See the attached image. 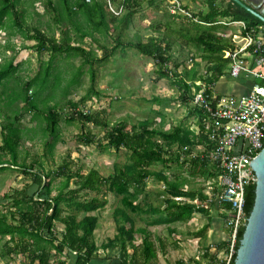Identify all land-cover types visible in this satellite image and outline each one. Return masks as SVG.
I'll list each match as a JSON object with an SVG mask.
<instances>
[{
	"label": "trees",
	"instance_id": "trees-1",
	"mask_svg": "<svg viewBox=\"0 0 264 264\" xmlns=\"http://www.w3.org/2000/svg\"><path fill=\"white\" fill-rule=\"evenodd\" d=\"M110 1L123 6V12L119 15L112 12L108 0H47L46 4L54 11V22L62 34L61 38H57L51 25L46 29H42L40 25H30L28 18L31 15L27 12L24 0H0V31H6L9 37L20 34L25 40L36 41L34 47L39 52L48 51L51 54L49 60L41 65L37 75L24 82L20 91L11 86L12 79L22 69V62L17 60L18 54L14 53L0 63V115H5V120L1 123L3 144H0V172L14 167L32 177V182L23 189L3 194V198L10 200L15 211L10 212V215L0 213V241L9 236L10 239L4 245L13 242V251L26 255L25 258L31 264H50L52 250L63 253L66 249L77 254L75 264H90L100 248L95 240L99 217L91 213L109 204L110 192L119 198V205L114 211L118 234L102 246L118 249L120 254L114 264H151L158 258L159 245L157 246L148 226L187 221L196 212H206L203 204L205 202L208 205L210 202H207L205 190L187 186L192 183L191 178L214 180L219 172L206 156V150L204 153H196L199 146L208 148L207 136L197 133L183 122L167 128L161 112L132 125L120 122L110 126L104 119L105 111L84 114L75 110L72 111L71 120H83L105 129L108 147L116 151L126 149L127 160L116 162L114 171L109 176H104L97 169H92L87 174L81 170L75 174L69 173L62 187L54 194L52 184L55 176L52 171L38 170L36 164H27L25 159L19 162L22 116L17 111L14 115L10 114L7 109L21 100L25 103L23 107L34 112V117L36 113L43 115L46 122L44 132L52 138L47 146L52 148L61 123V106L58 101L51 102L56 98L58 87H61L64 73L70 72L65 94L72 84L79 81L85 65L89 66L91 80L95 84L96 62L108 60L120 47L133 48L140 54L153 58L158 66L159 78L170 79L179 88L183 104L187 105L194 101L193 87L197 86V91L202 88L197 82L202 81L210 87L228 72L231 60L223 55L233 46V42L225 37V25L220 21L225 18L241 20L257 30L264 26L262 20L231 0L226 5L221 4L220 0H207L208 9L197 14L206 24L188 21L175 27L179 16L167 12V19L163 23L164 31L161 32V28L157 27L162 35H152L147 41H126L124 31L134 22L144 0ZM148 3L159 10L162 2L148 0ZM72 30L80 38L77 43L71 35ZM111 30L116 32V44L109 48L95 34H107ZM176 31L186 38L188 44L203 51L202 56L209 63L206 75L192 69L183 76L176 74L179 64L172 55V33ZM87 37L99 43V48L103 51L102 57L97 56L93 49L80 44ZM10 48L11 46L7 50ZM77 56L83 59L79 66L70 70L72 64L60 65V59L69 60ZM32 88L34 93L30 97L29 91ZM212 91L207 88V93ZM39 103L43 104V108ZM70 104L77 106L72 102ZM201 111L194 108L199 118L202 116ZM156 116L162 118L159 125L155 121ZM77 139L82 144L91 145L95 143L96 136L92 132H83ZM7 155L11 157V161L6 159ZM159 164L165 169L187 167L189 176L182 173L168 175L164 170L154 168ZM61 168L59 172L65 173V169H69V163ZM75 178L77 187L70 189ZM150 181L164 184V189L156 193L158 204L151 198L152 191L148 188ZM82 190L96 191L98 195L78 201L77 195ZM246 198L249 217L255 204L256 184L246 188ZM66 209H70V212L67 213ZM138 219L146 222L147 226L137 225ZM59 222L64 225L61 236L57 233ZM244 232L245 227L239 232L231 264H235ZM139 238L141 242L137 241ZM129 248L133 251L130 252ZM160 248L166 249L163 242Z\"/></svg>",
	"mask_w": 264,
	"mask_h": 264
},
{
	"label": "rangeland",
	"instance_id": "rangeland-1",
	"mask_svg": "<svg viewBox=\"0 0 264 264\" xmlns=\"http://www.w3.org/2000/svg\"><path fill=\"white\" fill-rule=\"evenodd\" d=\"M27 12L31 15L28 18L30 25H40L42 29L48 28L51 25L56 33L57 38H61L57 25L54 22V11L46 4L47 0H24ZM221 4H224L226 0ZM191 5L192 9L198 14L208 9L207 0H186ZM114 8L119 7L113 4ZM167 5L162 2L161 8L151 6L148 0H144L142 9L136 14L134 22L130 28L124 31V39L126 41H138L139 39L147 41L150 36L162 35L157 27L164 31L165 20L167 19ZM225 20V19H223ZM188 21L182 17L176 19L175 27L181 23ZM225 37L231 39L233 43H239L241 36L235 39V34L238 35V26H224ZM52 32L50 31L49 34ZM71 35L74 37V42L77 43L80 38L72 30ZM116 32L111 30L107 34L96 33L95 36L99 41L109 48L115 46ZM173 35L172 55L174 60L179 64L176 74L185 75L192 69L196 70L201 75H206L208 70V61L202 56L203 51L199 50L195 45L188 44L186 38L176 31ZM8 43L10 50H7ZM36 41L25 40L20 34H15L11 37L6 31H0V63L9 58L12 54H18V61L22 62V69L12 79L11 86H14L20 91L24 82L30 80L37 75L41 69V65L47 62L50 58V52H39L34 47ZM81 45L88 49H93L97 56L102 57L103 51L99 48V43L95 42L91 37L81 41ZM26 46L30 48H25ZM14 47V48H12ZM83 59L79 56L72 57L69 60L60 59V65L66 66L69 63L73 66H79ZM96 82L92 83L89 66H84V72L80 76L77 83L72 84L65 94V87L70 77V72L64 73L61 87L56 91V98L53 102L58 101L61 109V123L57 139L54 146H47V142L52 140L51 135L44 132L46 122L44 116L37 114L34 117V112L26 109L24 102L19 100L7 112L17 113L22 116L21 128L23 129L22 140L19 148V162L25 159L27 164H36V169L44 170L45 172L52 171L55 176L53 180L54 194L62 187L66 180L67 174H75L82 171L87 174L92 169H97L104 176H109L114 171L116 162H124L127 160V150L122 149L116 151L108 147L106 138V130L93 123L74 119L71 120L72 111L91 109V112H104V119L107 120L110 126L120 122H125L128 125L138 123L141 120L153 117L156 113H163L167 128H171L179 123L196 129L198 124V116L194 112V103L183 104L180 98V90L168 78H159L157 73L158 66L153 58L140 54L136 49L120 47L116 54L102 63L96 62ZM174 73V72H173ZM175 75V74H174ZM255 80L246 78L245 76L233 77L229 72L224 74L221 79L214 85V92L221 96H243L251 92ZM197 85L205 88L204 82L199 81ZM197 86L193 87V93L197 91ZM1 91V89H0ZM34 88L30 89L29 96L33 95ZM77 104L73 106L70 104ZM43 108V104L39 103ZM157 125L161 124V117L155 118ZM5 120L4 113L0 115V144H3L2 126L1 123ZM92 132L96 136L95 143L91 145L82 144L77 137L81 133ZM204 153L205 147L199 146L196 153ZM6 159L11 161L9 155ZM69 163V169H65V173L59 172L63 165ZM156 170H164L168 175L173 173H182L189 176L187 167L163 168L159 164L154 166ZM58 173V174H57ZM76 178L72 180L70 189L77 187ZM192 183L187 188H201L205 190L207 180L203 177L191 178ZM32 182V177L22 172L17 168H10L0 172V213L11 214L15 211L9 199L3 198L4 193H14L17 189H23L27 184ZM148 188L152 191L151 198L156 204L159 203L156 193L164 189L162 182L150 181ZM68 190V189H67ZM98 195L96 191L82 190L77 195L78 201H84L93 196ZM109 204L91 214L99 217V223L96 229L95 240L98 244L103 241L106 243L113 239L118 234L117 223L114 217V211L119 205V198L113 194L108 195ZM64 205V204H63ZM68 205V204H67ZM66 206V205H64ZM69 213L70 209H66ZM81 216V215H80ZM151 220V217H149ZM137 225L147 226L146 222L138 219ZM169 225H150L148 229L153 235L169 236ZM137 241H140L138 239ZM129 251H133L129 248Z\"/></svg>",
	"mask_w": 264,
	"mask_h": 264
},
{
	"label": "built area",
	"instance_id": "built-area-1",
	"mask_svg": "<svg viewBox=\"0 0 264 264\" xmlns=\"http://www.w3.org/2000/svg\"><path fill=\"white\" fill-rule=\"evenodd\" d=\"M91 1V0H87ZM110 9L119 15L123 6ZM167 5L169 13L187 21L203 22L186 0H159ZM225 26H238L239 43L224 52V58L231 63L228 68L233 77L253 78L255 84L251 92L243 96H221L214 92V85L195 92L194 106L201 109L198 117L197 133L208 138L206 156L214 164L219 175L207 181L205 193L207 202H220L229 206L225 223L230 230L228 251L217 264H231L238 235L247 218L246 188L257 182L252 163L264 150V26L257 30L245 21L225 18L220 21ZM207 88L212 89L207 93ZM91 114V109L76 110ZM179 199V198H178ZM207 264V263H205Z\"/></svg>",
	"mask_w": 264,
	"mask_h": 264
},
{
	"label": "crops",
	"instance_id": "crops-1",
	"mask_svg": "<svg viewBox=\"0 0 264 264\" xmlns=\"http://www.w3.org/2000/svg\"><path fill=\"white\" fill-rule=\"evenodd\" d=\"M228 2L229 0H226L224 4ZM197 200L198 198L195 202ZM203 205L207 209L206 212H196L187 221H171L168 228L169 236L153 235L159 249L158 258L151 264H217L224 259L230 238V230L225 223L229 206L220 202L208 205L204 202ZM63 231L64 225L59 222L57 225L59 236ZM9 239L8 236L6 240L0 241V264H31L28 258H25L26 255L13 251V242L4 245ZM138 242H141V239ZM162 242L166 247L165 250L160 248ZM103 243L105 242L97 243L100 248L90 264H114L116 262L120 254L118 249L104 248ZM52 256L50 264H75L77 259V254L69 249L63 253L52 250Z\"/></svg>",
	"mask_w": 264,
	"mask_h": 264
},
{
	"label": "water",
	"instance_id": "water-1",
	"mask_svg": "<svg viewBox=\"0 0 264 264\" xmlns=\"http://www.w3.org/2000/svg\"><path fill=\"white\" fill-rule=\"evenodd\" d=\"M264 22V0H231ZM252 169L258 178L254 208L247 218L244 236L235 264H264V150L255 158Z\"/></svg>",
	"mask_w": 264,
	"mask_h": 264
}]
</instances>
